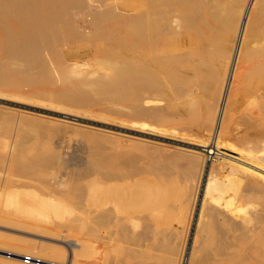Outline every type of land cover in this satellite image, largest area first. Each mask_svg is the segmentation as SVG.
<instances>
[{
	"label": "rangeland",
	"instance_id": "1",
	"mask_svg": "<svg viewBox=\"0 0 264 264\" xmlns=\"http://www.w3.org/2000/svg\"><path fill=\"white\" fill-rule=\"evenodd\" d=\"M139 2L149 8V0H0V188H8L0 195V264H13L4 260L2 252L25 248L23 257L29 256V249L37 250L34 245L45 241L41 237L80 242L85 247L77 262L89 264L92 255L87 243L92 237L87 210L95 205L105 206L111 214L102 231L103 237L110 233L105 264H139L134 248L135 204L144 207L146 194L158 189V184H164L168 198L172 192L169 203L158 210L160 217L165 216L166 227L183 244L188 212L179 201L178 193L184 188L181 180L190 168L196 172L204 162L205 183L219 182L206 199L208 212L214 208L210 203L214 198L232 199V208L246 211L237 214L230 230L223 229V215L213 220L206 211L194 263L200 259L199 264H264V176L234 165L228 168L230 174H224L221 157L209 155L211 145L206 141L227 70L226 48H231L232 40L218 37L200 65L184 56L164 57L153 92L139 91L135 83V7ZM181 90L195 95L185 97ZM239 94L231 126L224 128L218 150L228 160L241 158L264 167V80L250 76ZM209 170L215 177H210ZM54 177L58 183H53ZM14 193L20 199L12 205L8 198ZM46 199L57 208L28 218L29 208ZM203 199L202 190L184 256L187 262ZM19 238L35 244L25 245ZM63 245L46 251L47 262L72 264L64 260L63 251L68 250Z\"/></svg>",
	"mask_w": 264,
	"mask_h": 264
},
{
	"label": "bare ground",
	"instance_id": "2",
	"mask_svg": "<svg viewBox=\"0 0 264 264\" xmlns=\"http://www.w3.org/2000/svg\"><path fill=\"white\" fill-rule=\"evenodd\" d=\"M144 3L139 2V3H137V5L135 7V83H136V87L139 89V91H142L146 88V90L150 94L153 92L154 85L157 84V81H158L157 68H159V66H160L159 65L160 60H162L164 57L168 59V57H171L172 54H173V56L174 55L184 56L186 61L191 62V63H195L196 65H200L201 59H203V58L207 59V57L209 55V51H210L209 47L211 46L210 44L214 43L218 37H222V35H224L226 39L231 38L230 39V41L232 40L231 48L230 49H229V47L226 48L228 51V54H227L228 55L227 56V58H228L227 70L225 72L226 74L224 73L225 74L224 82H223V84L221 83L222 89H221V92H219V93H221L220 94L221 96L219 95L220 96V99L218 100L219 102L217 101L218 102L217 103L218 105H216L217 106V112L215 111L216 116H215V119H213L214 122L212 124L207 125L208 127L204 125L205 127H207L206 141H207V144L211 145L210 149L212 150L208 153L210 156L217 155V156L221 157L222 170H223L224 165H225V169L223 171L226 170L224 172V174L228 173V168L231 165L232 166L234 165L240 171H245L247 169L252 170V171L255 170L258 174H260L261 176H264V167L261 166V164H259L258 165L259 167H257V166L252 165L251 162H247L241 158L234 159L236 161H231V160L224 158V154L218 150L219 149L218 146L225 136L224 135V132H225L224 128L225 127L230 128V126H231V123H229V121H230L232 109L234 106V100L237 99L238 96L240 95L239 94L240 89L245 87V85L248 82V78L250 76H253L255 79H257L259 81L264 80V0H149V8L147 10L145 8ZM103 12H104V10H103ZM27 18H29V17H27ZM186 21H188V22L190 21V23L192 22V24H188V23H186ZM109 30H111V28ZM224 31H225V34H222ZM104 35H106V34H104ZM220 41H223V40H220ZM224 41H225V39H224ZM206 45H208V46L206 47ZM221 45H223V44H221ZM225 46L227 47L229 45H225ZM221 51H222V49H221ZM221 51H219V52H221ZM214 52H216V51H214ZM213 57H216V56H213ZM217 63H219V62H217ZM210 65H212V64H210ZM213 65H215V64H213ZM168 67H170V66H168ZM175 67H177V66H175ZM177 68H179L180 72L183 70V69L181 70L180 67H177ZM208 68L212 69V67H208ZM209 69L207 72H209ZM218 69H219V67H218ZM205 70H206V68H205ZM174 71H175V69H174ZM219 71L221 72L222 70L219 69ZM180 72H179V74H180ZM166 73L167 72H165L164 74H166ZM179 74H177V75L179 76ZM189 74H186V75H189ZM166 76H167V74H166ZM213 76H215V75H213ZM180 77H182V76H180ZM195 79H197V78H195ZM213 79L211 81H213ZM175 80H178V79H175ZM162 81L164 82L165 80H162ZM202 81H204V79ZM208 82H209V80L206 81L205 83H208ZM217 82H220V81H217ZM178 83H180V82L178 81ZM212 84H213V82H212ZM202 85H204V84H202ZM214 85H215V83H214ZM174 87L175 86H173L172 88H174ZM186 88H188V86H186ZM155 90H156V88H155ZM155 90H154V92H156ZM174 90H176V89H174ZM217 90H218V88H217ZM260 90H263V89H260ZM186 91H189V90H186ZM186 91L185 92L182 91V93H184L185 97L187 96V95H185ZM211 91H213V90H211ZM190 92H191V90H190ZM190 92H188V93H190ZM191 93H190V96L195 95V94L192 95ZM196 94H198V93H196ZM211 94H213V93L211 92ZM190 96H187V97H190ZM215 98H217V97L215 96ZM254 100L256 101V99H254ZM202 104H204V103H202ZM214 106L215 105H213L212 108ZM213 110H215V109H213ZM145 112H148V114L150 116H154L153 112L150 110L149 111L145 110ZM155 113H157V112H155ZM258 113H260V112H258ZM182 116H184V115H182ZM212 118H214V117H212ZM262 119H264L263 116H262ZM213 120H211V121H213ZM231 130H232V128H231ZM261 139H263V138H261ZM259 140H260V138L258 139V142H259ZM252 141H255V140H252ZM261 151L264 153V140H263V145H262ZM59 158L60 157H58L57 160L62 162V158H60V160H59ZM263 160H264V158H263ZM61 162H59V164ZM63 162H64V160H63ZM259 162H261V161H259ZM173 164H175V163H173ZM184 164H182V165H184ZM201 165L202 166L200 168H198L196 172L191 170V168L188 171L186 170L187 172L184 173V175H183L184 176L182 179L183 181L181 180V182L184 183L183 184L184 188H183V190L181 189V191H180L181 193L180 192L178 193L180 195V197H179V201L181 203L180 205L183 206L185 208V210L188 212L187 234H186V238H185V241L183 242V244H179L182 240H180L179 243L177 242V239H176V236L174 235V233L169 231V229L165 225V221H164L165 216H164V219L161 218L159 211H158L160 209V207H162L164 204L166 205L167 203H169V198L172 197V195H171L172 192H171L170 197L168 198V196H169L168 192L169 191L168 192L165 191V189L163 188L164 184H162V185L158 184L157 185V183H156V185L159 186V188L153 189L151 192H148V194H146L144 201H143L145 204L144 207L142 206V208H140V207H137V205L135 204V220H134V229H135V236H134L135 244L134 245L135 246L134 245L133 246L135 248V259H137L139 264H195L194 263V259H195L194 257L196 256V254L199 250V245L202 244V243L199 244L202 240V239L201 240L199 239L201 226L203 223L204 216L206 215V211L208 212L207 209H210L209 207L207 208L208 202L206 199L209 196H211L212 192H214L213 190H215V188H216V184L219 183L217 180L211 181V179L205 183L204 175L206 172V162H204ZM68 166H70V165H68ZM165 166H163V167L165 168ZM174 166H177V165H174ZM163 167H161V168H163ZM166 169L168 170V168H166ZM75 171H77V170H75ZM239 173H237V174H239ZM83 174H81V175H83ZM154 174H156V173H154ZM209 174H210V177L211 176L215 177V176L211 175L212 174L211 171ZM228 174H230V173H228ZM53 175L55 176L56 173ZM61 175L63 176V174H61ZM75 175H77V173H75ZM81 175H79L78 178H80ZM167 176H171V175H166L164 177L167 178ZM225 176H223L224 177L223 179H225ZM232 176H230L231 180L238 178V177L234 178ZM146 177H148V175ZM4 178H5V181L6 180L8 181V177L6 176V174H4ZM156 178H157V176H156ZM180 178H182V177L180 176ZM149 179H151V178H149ZM54 180H55V177H54ZM61 180H63V179H61ZM0 181H1V179H0ZM56 181L58 183V180L53 181V183ZM172 182L173 181H171V183ZM47 183L49 184V182H47ZM171 183L168 185L171 186ZM173 183H174V185L176 184L175 182H173ZM151 184H152V182H151ZM247 185H248V187H250L249 184H247ZM49 186H51V185H49ZM62 186L63 185H61L60 187H62ZM30 187H33V186H30ZM7 189L8 188H6V187L0 188V195H1V193L5 192ZM202 190H203V195H204V199L202 201V207H201L202 209H201V212L197 218V230H196L195 236L193 237L194 238V242H193V246H192L193 248L191 250V254H190V257H189L188 262H187V261H185L184 256H185V253L187 251L186 249H187L188 241H189L191 234H192V226H193V223L196 219L197 206L199 204L200 194H201ZM224 192H226V191H224ZM247 192H249V191H247ZM175 196H177V195H175ZM8 199H9L10 203L13 205L14 202L20 198H19L18 194L14 193ZM156 200H159V202H161V203H159V202L156 203ZM232 202H233L232 199L223 200V201L219 200V199H215V198L212 199V201L210 203H211V205L212 204L214 205L213 206L214 208L212 207L213 209L210 212H208V214L206 216H208L210 214V216L215 218V219L212 218L213 220H217L216 217L223 215L225 217V221L222 220L224 222L223 223V226H224L223 229H226V230L232 229L233 226L235 225V223H234L235 220L237 218H239L237 216V214L241 213V212L244 213L246 211V209H243V208L242 209L239 208V210H237V209L235 210L234 208H232V204H233ZM103 203H105V202H103ZM219 204H221V206H218ZM170 206H171V204H170ZM100 207H101V205H100ZM171 207H174V206H171ZM55 208H57V206L53 205L50 202V200L46 199V200L41 201V203H39L38 205L31 206L29 208L28 213H27V217L33 218L36 213H38L40 211H44V209L53 211V209H55ZM178 209H180V208H178ZM108 210L105 209V206H104V208H98V207H96V205L93 208H90V209L88 208V210H87V212L89 211L87 213V215H88V218H87V220H88V235H89V237H92L90 239L89 243H87L88 244L87 246L89 247V251H91V255H92L90 258L91 260H90L89 264H105V261L107 260V259H105L106 258L105 255L108 251L109 242L107 240V237L109 236L108 234H110V233H108L106 235L107 237H105V236L103 237L102 231L106 227V225L109 223V221H110L109 217L111 218V216H110L111 214L109 213ZM166 217H168V216H166ZM170 218L171 217H169V219ZM46 219H48V218H46ZM218 222H219V220H218ZM238 222H239V220H238ZM205 223H207V221ZM210 223H212V222H210ZM247 225H249L248 222H247ZM247 225L244 227H247ZM125 230H126V228H125ZM204 231L206 232V229ZM24 234H25V232H24ZM122 235H123V233H122ZM201 237L204 238L203 235H201ZM41 238H42V240H45V241L40 243V244L36 243V245H34L35 243L29 244L28 240L27 241L24 239L20 240V238H19V240L22 243H25V245L26 244L31 245V246L34 245V247H36L37 250H33V249L30 250L29 249V251H28V249H26L29 252V256L33 257V258L38 256V258H35V259H40L41 261H44L45 264L50 263V262H47V260H48L47 255H45L46 251H50V252L57 251L58 250L56 248L57 246H54L56 244H64L66 246L68 253H67V251H63L64 260L68 259L69 261L72 262V264H80L79 262H77V259L79 256H83V249L85 247V246L82 247L83 245L80 242L73 241V240H67V239L59 240V239L48 238V237H41ZM64 238H66V236ZM246 239H248V238H246ZM199 240H200V242H199ZM235 241H237V240H235ZM209 242H211V241H209ZM231 246H233V245H231ZM200 247H202V246H200ZM211 248H213V247H211ZM1 250L4 251V249H1ZM20 250L24 251L25 248L20 249ZM203 250H206V249H203ZM5 251H6V249H5ZM23 251L17 252L16 250H11V251L2 252V253L4 254L3 255L4 260L6 258V260L7 259L11 260L13 264H23L24 262L21 261V258L24 259V257H25V256L23 257V255H24ZM221 251H224V250H221ZM206 252H207L206 257L211 254V253H208V250ZM0 253H1V251H0ZM201 254H203L202 256H203V258H205V256H204L205 254L204 253H201ZM207 258H206L205 262L207 261V263H209ZM212 258L213 257H211V259ZM202 261H203V259H202ZM219 261H220V259H219ZM219 261H217V262H219ZM199 262H201L200 259H198V262L196 264H199ZM32 264H36V263H32ZM58 264H61V262H59ZM219 264H223V263H219Z\"/></svg>",
	"mask_w": 264,
	"mask_h": 264
},
{
	"label": "built area",
	"instance_id": "3",
	"mask_svg": "<svg viewBox=\"0 0 264 264\" xmlns=\"http://www.w3.org/2000/svg\"><path fill=\"white\" fill-rule=\"evenodd\" d=\"M23 261L25 264H32V263L45 264L44 261H41L40 259H35L33 257H30V256H25ZM46 264H56V263L50 262V263H46Z\"/></svg>",
	"mask_w": 264,
	"mask_h": 264
}]
</instances>
